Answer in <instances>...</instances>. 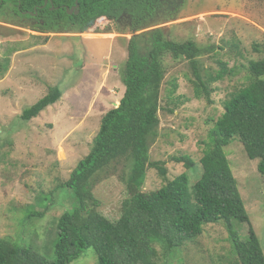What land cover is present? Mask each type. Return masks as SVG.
<instances>
[{"label": "rangeland", "instance_id": "rangeland-1", "mask_svg": "<svg viewBox=\"0 0 264 264\" xmlns=\"http://www.w3.org/2000/svg\"><path fill=\"white\" fill-rule=\"evenodd\" d=\"M102 19L74 37L49 38L0 22V62H10L0 79V237L30 246L50 261L55 258L57 220L74 205L63 185L91 152L102 118L119 107L126 91L122 70L129 43L143 33L118 27L116 34ZM156 28L166 29L171 40H192L207 50L200 58L202 70L215 74L222 62L234 73L213 84L209 102L194 95L190 63L166 58L159 136L150 159L164 164L167 179L150 168L146 193L185 172L191 185L201 176V143L225 112L231 94L247 84L249 61L264 55L255 50L264 48V0H186L175 19L144 31ZM174 84L177 90L172 93ZM55 87L64 91L62 98L38 118L23 121V111ZM225 152L251 220V225H238L241 239L247 240L252 226L264 250V176L258 172L259 161L249 159L238 139ZM181 155L193 158L196 171L172 160ZM124 169L123 164L112 166L113 175L93 182L99 211L112 221L120 218L129 197L121 180ZM158 251L159 264H226L231 245L221 223L206 226L201 236L172 254L160 247ZM73 264H98V256L89 249Z\"/></svg>", "mask_w": 264, "mask_h": 264}, {"label": "trees", "instance_id": "trees-1", "mask_svg": "<svg viewBox=\"0 0 264 264\" xmlns=\"http://www.w3.org/2000/svg\"><path fill=\"white\" fill-rule=\"evenodd\" d=\"M20 1L23 10H32L34 5L40 4L39 0H31V6L27 0ZM122 1L115 0L109 7L116 10ZM88 4L89 0L81 1L78 16L57 17L50 30L64 27L76 33L90 30L98 18L108 12L106 5L100 4L91 15ZM2 9L0 6V16ZM175 18L176 15L169 20ZM255 50L264 52L261 45ZM206 51L192 40L180 43L169 39L162 28L131 39L128 60L122 70L126 91L120 105L102 118L91 152L78 163L63 185L71 192L74 205L57 220L54 260L46 259L30 246L0 237V264H73L89 249L97 254L98 264H159L158 247L166 255L172 254L201 236L206 226L221 223L231 245V256L226 264H264V250L252 226L247 240L241 239L238 225H251V220L225 152V148L238 139L249 159L259 161L258 172L264 176V55L259 60L249 61L247 84L231 94L225 112L209 131L207 141L201 143L204 147L199 179L191 185L190 175L185 172L172 181L167 180L157 191H143L150 168L157 169L167 179L164 164L150 159L151 147L159 136L166 58L171 56L176 61L190 63L195 77L194 95L209 102L215 92L213 84L234 73L222 62L215 74L202 70L200 58ZM9 64L8 59L0 62V79L9 71ZM176 90L174 84L172 93ZM63 94L61 88H51L23 111L21 119L28 122L38 118ZM172 160L183 164L187 171H196L195 161L189 155L175 156ZM119 164L127 169L121 180L128 188L129 197L123 202L120 218L112 221L99 211L101 204L94 194L93 182L113 175L112 166Z\"/></svg>", "mask_w": 264, "mask_h": 264}, {"label": "flooded vegetation", "instance_id": "flooded-vegetation-1", "mask_svg": "<svg viewBox=\"0 0 264 264\" xmlns=\"http://www.w3.org/2000/svg\"><path fill=\"white\" fill-rule=\"evenodd\" d=\"M7 1L8 4L5 3V0H0V6L3 7L0 22L21 27L28 31L31 30V34L41 35L45 38L50 36L74 37L77 34L69 27L59 30H50L49 27L53 25L57 17L61 18L66 15L73 18L78 16L81 12V1L83 0H39L40 4L34 5L32 10H23L20 0H17V3L14 0ZM30 1L27 0L31 6ZM102 1L104 2L89 0V11L92 12L91 15H94L96 12L95 6L105 4V11L109 15H103L101 18L105 19L104 21L108 23L107 27H110V30L116 34L118 27H121L122 32L131 31L136 33L140 31L147 32L144 30L168 23L169 19L177 15L180 8L186 3V0H141L142 3L124 0L122 1L123 4L114 10L109 5L114 3L115 0ZM15 9H17V12Z\"/></svg>", "mask_w": 264, "mask_h": 264}, {"label": "built area", "instance_id": "built-area-1", "mask_svg": "<svg viewBox=\"0 0 264 264\" xmlns=\"http://www.w3.org/2000/svg\"><path fill=\"white\" fill-rule=\"evenodd\" d=\"M102 20H105L104 18Z\"/></svg>", "mask_w": 264, "mask_h": 264}, {"label": "water", "instance_id": "water-1", "mask_svg": "<svg viewBox=\"0 0 264 264\" xmlns=\"http://www.w3.org/2000/svg\"><path fill=\"white\" fill-rule=\"evenodd\" d=\"M166 30V29H165Z\"/></svg>", "mask_w": 264, "mask_h": 264}]
</instances>
